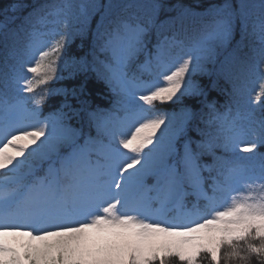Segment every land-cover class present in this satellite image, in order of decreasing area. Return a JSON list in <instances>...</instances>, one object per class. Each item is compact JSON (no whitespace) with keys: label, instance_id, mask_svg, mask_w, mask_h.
Here are the masks:
<instances>
[{"label":"snow or ice","instance_id":"6c2138e0","mask_svg":"<svg viewBox=\"0 0 264 264\" xmlns=\"http://www.w3.org/2000/svg\"><path fill=\"white\" fill-rule=\"evenodd\" d=\"M112 7L82 3L73 14L65 4L44 11L28 27L10 30L0 93V264H199L202 255L209 264H250L253 255L264 264V158L258 166L251 162L257 145L264 144V112L237 109L231 116V108L220 113L208 104L207 130L195 129L200 139L185 136L195 115L189 110L181 112L175 128L166 114H149L157 101L205 95L193 77L215 62L214 44L227 42L242 17L230 3L210 8L207 31L187 45L175 33L161 38L158 32L149 50L151 18L119 20L102 32L98 25L99 49L111 58L99 62L102 70H93L118 93L115 111L90 114L95 136L70 127L63 113L39 118L69 36L43 31L57 23L49 17L71 14L86 24L89 8H103V20ZM159 7L154 5V12ZM63 23L68 26L67 19ZM241 26L243 35L242 18ZM260 28L264 33V20ZM20 33L24 43L17 47ZM47 35L53 39L45 41ZM139 53L145 54L144 63L132 71ZM258 64L259 87L251 103L264 105V41ZM218 74L238 96L256 73L252 67L236 73L225 58ZM39 87L44 90L37 94ZM25 92L31 97L21 95ZM29 99L34 107H28ZM249 135L254 138L246 139ZM204 156L212 162L204 163ZM189 196L195 197L190 208Z\"/></svg>","mask_w":264,"mask_h":264},{"label":"trees","instance_id":"16d2710c","mask_svg":"<svg viewBox=\"0 0 264 264\" xmlns=\"http://www.w3.org/2000/svg\"><path fill=\"white\" fill-rule=\"evenodd\" d=\"M252 1L256 0H0V25L6 26L0 27V93L5 91V61L12 40L10 30L17 29L21 24H25V27H28L30 23H35L37 17L42 15L44 11L63 7L65 4L72 5L70 10L65 9V11H70L73 14H78V6L82 3L85 5L111 4L113 7L105 13L103 20L101 18V13L104 12L103 8L100 11H92L89 8L86 24L78 22L75 15L70 14L65 17L61 13L58 17H49L50 20H57V23L48 24L45 29H42L43 31L55 29L59 32H67L69 36L63 50V58L59 63L57 76L46 86L51 91L45 102L39 106L41 114L50 116L62 108H68L71 110L68 125L84 133H91L88 114L100 110H104L106 113L113 112L117 101L120 99L119 95L114 93L96 75L92 68L95 57L108 59L107 55L101 53L99 49L100 41L96 39L98 25L100 26L99 31L102 32L106 28L111 29L114 27L119 20H127L130 23H145L151 18L154 21V26L150 28L147 34V46L150 50L157 41L158 32L161 38L175 33L177 38L184 40L187 45L197 39L203 27L202 21L206 19L198 17L191 22L188 19L189 16L206 12L213 6H219L227 2L234 9L239 10L242 13V17H237L232 36L228 39V42L216 48L215 62L209 66L206 74L198 78V83L203 88L205 95L184 97L181 103L195 114L194 118L185 126V136L192 139H200L195 129L207 130L205 121L210 118V110L206 106L208 104H213L220 113H225L231 108V116H235L237 109L242 114L249 110L254 111L257 116L264 112V105L251 103L253 90L259 87L257 74L261 69L258 61L260 60L262 41H264V35L257 36L253 32L252 18H250V13L248 12ZM10 5L15 6L16 10H10ZM154 5L160 6L155 12L153 10ZM241 5H243V8H241ZM185 9L187 12L184 11ZM260 13V15H264V13ZM241 18L246 26L243 35ZM26 19L28 24L25 23ZM65 19L68 20L67 27L63 23ZM80 28H83L82 32L77 31ZM6 33L9 36L7 41L5 40ZM19 36L17 47H22L24 34L20 33ZM51 39H53L51 35L44 37L45 41H50ZM45 47H47V44H45ZM225 58H230L236 73L240 72L241 67H252L255 69L256 74L248 77L246 88L241 95L234 96L229 79L225 75L218 74L221 63L225 61ZM23 59L27 61V57H23ZM240 59L246 61V64L240 65ZM12 62L11 60L8 61V63ZM130 69L137 71V64L131 63ZM26 75L31 76L32 74L27 73ZM144 78L148 79L149 77L145 74ZM43 90L42 87H39L36 89V93L40 94ZM7 91L10 98L15 95L11 87ZM21 95L31 97L32 94L25 92L21 93ZM28 107H34L31 99L28 100ZM253 138L251 135L246 137V139ZM182 142L183 138L178 139V145L182 144ZM217 154L219 155L220 153L217 152ZM239 155L248 156L251 154L239 153ZM262 158H264V144H258L254 159L251 162L258 166ZM202 161L211 163L212 158L204 156ZM245 163H249V161H245ZM38 175H42V172H38ZM192 202L194 201L191 199L186 201L189 208ZM172 264H179V261L173 260ZM199 264H209V261L204 259L202 255ZM250 264H258L254 255L250 259Z\"/></svg>","mask_w":264,"mask_h":264},{"label":"rangeland","instance_id":"374dc122","mask_svg":"<svg viewBox=\"0 0 264 264\" xmlns=\"http://www.w3.org/2000/svg\"><path fill=\"white\" fill-rule=\"evenodd\" d=\"M264 3V0H256V1H252V4H251V8L248 9V12L250 13V18H252V27H253V32L258 36H262L264 35V33H262L261 31V28H260V24H261V21L264 20V15H260L262 13H264V9L261 8V4ZM208 11L206 12H202L200 14H192L189 16V20L192 22L193 20L195 21V18H208L207 20L204 19V21H202V24H203V27H202V30L199 34V36L197 37V39L195 40H198L202 37L203 34H205V32L207 31V29L205 28V25L208 24L212 17L210 15L207 14ZM197 21V20H196ZM133 23H137V22H133ZM201 23V22H200ZM44 39V37H43ZM228 42V40H227ZM227 42L223 43V44H219V43H215L214 44V48H215V54H216V48L217 47H221L223 45H225ZM148 48V46H147ZM149 49V48H148ZM42 50V49H41ZM150 50V49H149ZM178 51V50H177ZM102 54H105L107 55L108 59L107 60H110L111 58V53H108V52H101ZM215 59V57H214ZM144 60H145V54L144 53H139L135 58L134 60L131 62V63H136L137 64V68L139 65L143 64L144 63ZM100 61H106L105 59H101L99 57H95L93 59V63H92V68H97V69H101L102 70V66L101 64L99 63ZM213 63V61H209L206 63L205 67H206V71L205 72H198L194 75L193 77V82L198 83V78L204 74L207 73L208 71V68L209 66ZM94 71V70H93ZM96 73V75L101 79L103 80L108 86L109 88L112 90V87L106 82L105 79L101 78L100 75L97 74L96 71H94ZM156 79L159 81V83L163 84V81H162V78H160L159 76L156 77ZM113 91V90H112ZM114 92V91H113ZM116 94H118L117 92H114ZM184 97H190V96H181L179 100H176L175 98L173 99V101H166V102H155L153 108L151 109L152 111H150L149 114H152V113H164L167 115L168 119L171 121V124H172V127L175 128L179 125L180 123V114L183 110H189L187 107L183 106L181 103H182V99ZM143 103V102H141ZM145 107H147L145 105ZM115 109H116V106H115ZM154 109H157L154 111ZM60 113H63L65 114L66 116V123L68 124V120L70 119V115H71V110L68 109V108H62L60 109L59 111H57L56 113H54L53 115H50V116H55L57 114H60ZM111 113V112H110ZM90 114H95L97 117H103V116H107L109 113H106L104 112V110H100V111H96V112H90L88 114V122H89V125H90V130H91V135L95 136L96 135V129L94 127V125L91 123V115ZM45 117H49V116H43L41 115V109L39 108V118L41 120H43ZM71 127V126H70ZM148 183H152L151 179L148 180ZM242 187V185L240 186ZM189 197H192V196H189ZM188 198V197H187ZM186 198V199H187ZM193 200H195V197H192Z\"/></svg>","mask_w":264,"mask_h":264}]
</instances>
